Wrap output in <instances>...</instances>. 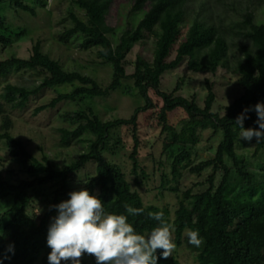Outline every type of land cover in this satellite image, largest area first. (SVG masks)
<instances>
[{"label":"trees","instance_id":"1","mask_svg":"<svg viewBox=\"0 0 264 264\" xmlns=\"http://www.w3.org/2000/svg\"><path fill=\"white\" fill-rule=\"evenodd\" d=\"M126 1L134 4V11H144V16L137 28L123 34L120 43L115 46L109 37L114 30L106 20L112 0H73L74 6L85 13L87 21L72 14L74 27L67 31L66 38L81 34L86 49H99V57L113 68V81L106 88L89 76L64 70L59 61L42 52L40 43L33 47L29 59L12 55L0 61V81L12 72L21 71H35L43 77L41 84L34 87L8 83L0 95V141L9 150V155L0 157V264H49L51 249L47 246V232L57 211L51 206L69 199L70 192L82 188L98 196L107 213L128 215L125 204L143 208L141 215L128 216L139 234L147 235L159 226L158 221L149 218V212H163L165 220L174 228L176 247L189 245L197 253V264H264V162L257 160L264 152V140L257 143L253 155L240 154L237 146L242 141L241 129L234 122L245 108H252L258 102L264 103V23L256 22L254 13L249 11L241 21H234L228 26L220 18L215 23L210 6L202 2L201 12L193 20L185 40L177 47L175 59L168 62L180 41L181 25L189 15L190 0ZM36 2L44 6L42 0ZM145 7L149 9L145 11ZM8 8H19L35 15L34 8L22 0H0V56L12 48L14 36L26 34L25 31L16 33L6 26L5 12ZM149 36L154 38L153 61L138 57L135 72L129 76L124 66L127 54ZM230 46L240 53L235 56L233 64L225 56ZM186 60L188 69L194 73L215 74L223 68L237 77L242 93L226 107L223 116L212 111L216 95L208 80L209 93L204 108L198 106L195 97L189 100L161 91L163 75ZM127 79L134 80V87L146 106L137 108L128 120L107 122H103L92 110L79 112L75 116L79 122L76 130H60L61 145L68 147L73 139H78L81 143H88L87 151L62 168L52 165L47 157L38 160L11 134L14 123L8 109L26 108L45 89L80 84L71 93L58 94L50 103L36 108L35 115L54 110L68 101L108 97ZM179 89L180 86L177 87ZM150 91L163 100L164 116L177 109L187 114L185 125L174 129L172 139L165 146V150L174 156L172 175L177 178L180 167L185 163L198 176L206 170L212 171L207 181L201 184L204 190L194 193L193 189H189L178 196L179 207L173 220L167 208L145 205L141 196L132 191L119 167L108 163L102 152L112 130L120 126L132 127L135 145L131 159L134 171L138 170V121L141 114L153 108ZM247 116L244 128H258L256 112L249 111ZM210 128L215 134H222L216 154L210 160L193 164L191 155L199 153L201 134ZM253 139L256 140L255 137ZM91 162L97 164L96 175L87 177L80 187H72L71 177ZM166 183L167 178L163 186ZM173 190L178 192L177 188ZM39 201L48 205L45 213L37 206ZM7 202H11V206L2 208ZM188 229L199 232L203 240L200 247L189 244ZM9 245L13 246L12 251H9ZM160 253L161 250H158V257ZM63 264H71V261ZM81 264H96V259L83 254ZM158 264L182 263L170 256L160 258Z\"/></svg>","mask_w":264,"mask_h":264},{"label":"rangeland","instance_id":"2","mask_svg":"<svg viewBox=\"0 0 264 264\" xmlns=\"http://www.w3.org/2000/svg\"><path fill=\"white\" fill-rule=\"evenodd\" d=\"M22 1L27 6L34 8L35 15L19 8L6 9V26L16 33L25 31L26 34L22 37L14 36L12 48L5 50L0 56V61L12 55L20 59H29L33 47L40 43L42 52L53 60L59 61L64 70L89 76L103 88L110 86L113 81V68L111 65L105 64L99 57V49H86L84 36L81 34L66 38L67 31L74 27L71 20L72 14L82 21H87L85 13L74 6L73 0H42L44 6L38 4L36 0ZM202 2H206L210 6L215 23L223 19L225 26H228L234 21H241L247 11L254 13L256 22L264 23V0H190L189 15L181 25L180 41L168 58V62L175 59L177 47L185 40L193 20L201 12ZM233 2H236L234 6L231 5ZM148 9L149 7H145V11ZM143 16L144 11H134L133 3L126 0H112L106 20L107 25L114 30L109 37L115 46L120 43L123 34L137 28ZM239 55L240 53L235 47L230 46L228 52L225 51V56L229 58L231 64L235 62V56ZM138 57L153 61L154 38L152 36L138 43L127 54L124 66L129 76L135 72V63ZM42 78L35 71L12 72L0 81V95L8 83L34 87L41 84ZM207 80L216 95L212 111L223 116L226 107L231 105L242 93L237 85V77L223 68H220L215 74L194 73L188 69L186 60L176 69L163 75L161 91L173 97L182 96L189 100L195 97L198 106L204 108L209 93L206 85ZM77 86L80 84L45 89L26 108L22 110L8 109V115L14 123L11 130L12 136L21 141L27 151L38 160L47 157L52 165L59 168L87 151L88 143H81L78 139H73L68 147L61 145L60 130H76L79 122L75 116L79 112L92 110L103 122H107L117 119L128 120L137 108L146 106L145 100L134 87V80L127 79L123 81L120 89L112 92L108 97L68 101L58 105L54 110L43 111L35 115L36 108L50 103L58 94L71 93ZM178 86H180L179 90H177ZM150 98L153 104L152 110L141 114L138 121L137 135L140 144L138 170L134 171V162L131 159L135 145L132 127L120 126L112 130L107 142L102 147V152L108 163L119 167L131 185L132 191L141 196L145 205L167 208L170 211V218L173 220L179 207L178 196L189 189H193L194 193L204 190L205 187L201 184L207 181L212 171L206 170L198 176L192 173L185 163L180 167V175L177 178L172 175L174 156L165 150V146L172 139L174 129L185 125L188 119L187 114L184 110L177 109L164 116L163 100L153 91H150ZM214 132V129L210 128L201 134L200 151L198 154L193 152L191 155L193 164L214 158L222 141V134ZM241 140L237 151L240 154L253 155L257 141L255 139L248 141L243 138ZM0 149L1 158L9 155V150L1 141ZM257 160L264 162V152L258 156ZM7 166L11 167L10 164ZM96 167L97 164L91 162L85 169L74 174L71 177L72 187L78 188L87 177H94ZM13 168L18 170L17 166ZM19 178L22 179L25 176H19ZM165 178H167V183L163 186ZM176 188L178 192H174L173 189L176 190ZM11 204V202L4 203L2 208L8 209ZM37 206L43 213L48 210L46 203L39 201ZM57 214L56 211L53 217ZM173 240L175 242L174 232ZM172 256L182 264H197V253L187 244L179 248L176 247Z\"/></svg>","mask_w":264,"mask_h":264},{"label":"clouds","instance_id":"3","mask_svg":"<svg viewBox=\"0 0 264 264\" xmlns=\"http://www.w3.org/2000/svg\"><path fill=\"white\" fill-rule=\"evenodd\" d=\"M255 111L258 128H244L247 113ZM241 129L240 138L257 143L264 140V103L245 108L234 121ZM70 198L55 207L47 232L49 264H81L83 254L95 257L96 264H158L176 249L174 228L164 218L163 212H149L148 216L159 222L147 235L137 233L128 216H139L143 208L125 204L128 215L107 213L103 201L86 188L69 193ZM189 244L200 247L203 243L198 231L186 230ZM13 246L9 245V251ZM161 250L160 257L157 251Z\"/></svg>","mask_w":264,"mask_h":264}]
</instances>
